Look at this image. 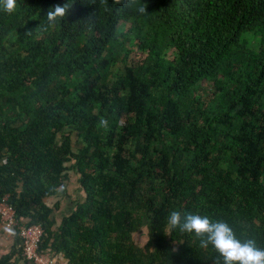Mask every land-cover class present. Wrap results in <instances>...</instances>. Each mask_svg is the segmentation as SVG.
Returning <instances> with one entry per match:
<instances>
[{
  "label": "trees",
  "instance_id": "16d2710c",
  "mask_svg": "<svg viewBox=\"0 0 264 264\" xmlns=\"http://www.w3.org/2000/svg\"><path fill=\"white\" fill-rule=\"evenodd\" d=\"M69 172L81 200L55 221L47 200L66 194ZM5 195L64 264H222L194 235L164 234L173 210L264 248V0L0 5ZM15 238L0 264H30Z\"/></svg>",
  "mask_w": 264,
  "mask_h": 264
},
{
  "label": "clouds",
  "instance_id": "9594fccd",
  "mask_svg": "<svg viewBox=\"0 0 264 264\" xmlns=\"http://www.w3.org/2000/svg\"><path fill=\"white\" fill-rule=\"evenodd\" d=\"M135 0H113L114 5L129 6ZM0 5L8 14L15 12L17 0H0ZM68 11L66 4L56 5L46 13V21L49 26L55 24L58 19L63 20ZM139 14H145L146 6L139 4L136 8ZM98 127L107 129L109 121L101 118ZM167 233L179 230L181 233L192 234L199 240L201 248L211 245L222 258V264H264V248L256 245L253 239L241 241L237 238L232 227L224 221H213L208 216L181 213L173 210L167 217ZM216 264H220L217 260Z\"/></svg>",
  "mask_w": 264,
  "mask_h": 264
},
{
  "label": "built area",
  "instance_id": "2783aa9c",
  "mask_svg": "<svg viewBox=\"0 0 264 264\" xmlns=\"http://www.w3.org/2000/svg\"><path fill=\"white\" fill-rule=\"evenodd\" d=\"M7 200V195L0 200V226L8 232H16L20 239V247L24 260L30 264H55L56 261L52 253L39 249L44 235L42 226H24L19 224L15 210ZM9 264L21 263L11 261Z\"/></svg>",
  "mask_w": 264,
  "mask_h": 264
},
{
  "label": "crops",
  "instance_id": "0c3cea01",
  "mask_svg": "<svg viewBox=\"0 0 264 264\" xmlns=\"http://www.w3.org/2000/svg\"><path fill=\"white\" fill-rule=\"evenodd\" d=\"M76 180H77V177H76ZM66 188H67V191H66L65 197H62V195H58L56 197H53V198H50L47 200L48 204L50 202V204H51V205L49 204L50 206H52L55 202L59 203V208L54 213V216L56 217L55 221H59L60 217L63 214H67L73 208V204L69 202V197L71 196L70 187L66 186ZM75 192H77L76 199L81 200V192L79 190H77V187H76ZM70 199L72 201L75 200L74 197H70ZM15 237H17V235H14L12 232H8V231L4 230L0 226V259L4 255H6L15 245H17L15 242L17 239ZM57 258L61 261V264H64V262H65L64 259L59 255H57V257H56V263H57Z\"/></svg>",
  "mask_w": 264,
  "mask_h": 264
},
{
  "label": "rangeland",
  "instance_id": "374dc122",
  "mask_svg": "<svg viewBox=\"0 0 264 264\" xmlns=\"http://www.w3.org/2000/svg\"><path fill=\"white\" fill-rule=\"evenodd\" d=\"M253 45H255V43H253ZM252 45V46H253ZM75 141V137L73 136V142ZM74 146L76 147L77 145H76V143L74 144ZM76 174L74 173V172H69V180L67 181V183H66V186H68V187H70V192H71V196L70 197H74L75 198V200L74 201H72L71 199H70V197H69V202L70 203H72V204H74V202H77V201H79V199H76V197H77V192H75V190H76V187H77V185H78V183H77V180H76ZM66 186H65V193H66V191H67V188H66ZM62 194V193H61ZM66 195V194H65ZM65 195L63 194L62 195V197H65ZM49 204H50V202H49ZM51 205V204H50ZM54 205V204H53ZM52 205V206H53ZM68 205V204H67ZM66 205V206H67ZM14 235H17L16 234V232H14V231H11ZM18 237V236H17ZM132 240H133V242H134V244H136L137 246H141V245H143L144 244V242L146 241V230H145V228L144 227H142L141 229H140V231L139 232H137V233H134L133 235H132ZM59 259L57 258V263L55 262V264H61V261L59 262L58 261ZM55 261H56V258H55Z\"/></svg>",
  "mask_w": 264,
  "mask_h": 264
}]
</instances>
